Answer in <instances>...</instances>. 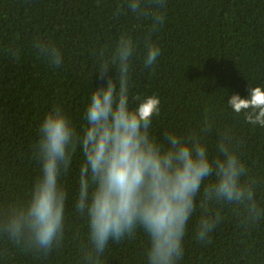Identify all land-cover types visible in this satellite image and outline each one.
I'll use <instances>...</instances> for the list:
<instances>
[{
    "label": "trees",
    "instance_id": "1",
    "mask_svg": "<svg viewBox=\"0 0 264 264\" xmlns=\"http://www.w3.org/2000/svg\"><path fill=\"white\" fill-rule=\"evenodd\" d=\"M145 3L149 12L160 8ZM161 12L164 19L153 28L151 17L134 15L126 0H0V207L30 198L42 175L35 155L39 128L53 106H61L83 133L98 69L122 35L136 43L131 96L155 94L161 101L152 135L163 142L167 132L199 133L207 120L212 129L205 140L215 155L230 130L245 178L255 179L256 200L264 206V126L246 122L228 104L233 94L245 98L251 88L264 89V0H164ZM148 40L161 53L151 67L143 60ZM43 45L58 50L59 67L42 53ZM83 163L77 148L61 177L68 194L62 244L44 254L0 236V264H82L88 225L74 204ZM214 207L223 219L211 242L196 239L197 207L178 264H264V218L245 224L231 206ZM150 243L142 229L119 243L109 241L102 264H147Z\"/></svg>",
    "mask_w": 264,
    "mask_h": 264
},
{
    "label": "clouds",
    "instance_id": "2",
    "mask_svg": "<svg viewBox=\"0 0 264 264\" xmlns=\"http://www.w3.org/2000/svg\"><path fill=\"white\" fill-rule=\"evenodd\" d=\"M152 3L160 8L149 12L145 0H126V7L134 15L150 16L155 28L164 19V0ZM135 50L133 38L122 35L110 60H102L96 75L100 82L85 110L87 126L82 134L61 106L55 105L45 114L35 146L42 175L27 202L0 207V236L17 244L27 242L44 254L62 244L68 194L61 177L77 148L84 163L74 208L87 218L88 225L82 264H102L109 241L119 243L134 236L137 229L151 241L147 264H178L197 207L202 215L196 239L202 243L211 242V233L223 219L220 209L214 207L217 204L231 206L245 224L264 218V206L256 200V181L245 178L247 170L230 130L220 137L215 155L205 140L212 129L207 120L199 133L167 132L163 142L152 135L161 101L155 94L131 96ZM41 51L50 63L60 66L55 47L43 45ZM160 54L158 45L148 40L145 66L151 67ZM112 65L117 67L115 72ZM228 104L235 113L243 112L246 122L264 126L261 87L251 88L245 98L231 95Z\"/></svg>",
    "mask_w": 264,
    "mask_h": 264
}]
</instances>
